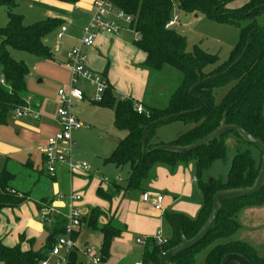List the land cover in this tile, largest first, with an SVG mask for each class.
Segmentation results:
<instances>
[{
	"label": "trees",
	"instance_id": "obj_1",
	"mask_svg": "<svg viewBox=\"0 0 264 264\" xmlns=\"http://www.w3.org/2000/svg\"><path fill=\"white\" fill-rule=\"evenodd\" d=\"M58 1L70 4L79 2ZM103 1L113 3L117 9L133 17L132 29L140 38L132 43L147 56L142 68L161 73L170 67L183 76L179 87L171 95L164 109L146 107L145 113L139 114L136 111L137 102L133 99L118 98L111 86L106 91L103 102L96 104L112 110L115 127L127 132L106 163L117 167L130 165L131 169L125 189L113 182L111 185L113 192H105L103 188H98L97 195L100 198L111 202L115 196H120L123 192L124 196L132 192L143 194L149 191V185L156 181V171L159 167L175 174L180 167L192 165L196 187L202 198L201 210L196 218L168 210L165 212L166 241L159 244L155 238H146L143 249L145 264H160L159 256L179 246L182 235L191 240L198 234L212 212L217 192L250 188L255 184L261 171L263 153L256 146L247 143L237 132L226 133L207 146L183 154L160 151L158 148L166 145L192 146L218 130L224 119L227 125L239 126L264 143V29L259 28L256 23L257 16L264 11V0H250L238 10L227 8L234 0ZM0 7L5 8L8 14V25L0 29V78L5 81V85L0 82V126H3L7 124L13 110L23 106L25 98L29 95L26 81L30 70L25 63L18 62L12 57L10 49L52 60L53 54L46 42L48 36L61 24L58 20L47 19L27 26L24 17L15 13L16 0H0ZM176 10L186 15H203L214 22L236 25L240 29V39L229 59L221 64L218 56L208 54L199 47H195L193 52L189 53L186 38L172 28L167 29L174 14L179 16ZM245 21L251 22L243 26L242 23ZM249 40L250 45L245 52ZM209 67L214 69L206 72ZM230 68L231 70L227 72ZM228 86L230 88L227 93L217 101L216 91ZM191 90H194L192 94ZM183 113L186 115L148 130L147 153L144 154L145 128L164 118ZM173 121L192 123L193 127L181 133L171 143L154 142L157 130ZM231 138L234 140L232 144L235 154L227 176L218 179L207 176L215 163L227 162ZM249 147L260 153L259 162ZM14 179L15 176L6 170L0 174V212L4 208H18L27 202L24 198L9 193L10 183ZM42 202H46L45 199ZM42 205L39 204V209L43 208ZM260 206H264V187L253 196L222 200L216 227L211 229L201 243L172 258L170 263L195 264L197 256L209 249L204 264H221L224 257L229 254L241 255L252 264H264V257L255 248L244 242L231 240L240 229L239 213L246 208ZM103 217L102 212L91 209L84 216L83 223L101 234V258L105 264L110 258L115 240L127 231V227L117 225L113 220L100 225ZM64 225L65 219L56 217L51 234L55 237L62 235ZM52 245L53 242H48L39 251L23 252L21 245L7 248L0 241V263L40 264L48 260ZM70 264H82L77 261V252L72 254Z\"/></svg>",
	"mask_w": 264,
	"mask_h": 264
},
{
	"label": "crops",
	"instance_id": "obj_2",
	"mask_svg": "<svg viewBox=\"0 0 264 264\" xmlns=\"http://www.w3.org/2000/svg\"><path fill=\"white\" fill-rule=\"evenodd\" d=\"M30 1L43 4L45 6L42 9L43 15L49 16L48 19L58 20L61 26H67L68 32L60 44H58L59 48L53 54L52 59L63 66L66 53L73 48L80 47L83 34L95 11L94 0H79L76 4L64 3L58 0ZM19 10L20 6H17L15 12L22 16L23 14H20ZM192 16L186 15V17ZM25 21L26 19L24 18ZM59 28L53 31L48 38L53 33L57 38ZM123 33L126 36L121 34L119 37H113L100 33L94 47L82 48L87 58L88 67L96 73L105 74L118 98L133 99L137 104L142 105L144 109L146 107L166 108L169 101L163 107L158 105L159 103L156 105L153 102H158L156 100L160 99V97H156L154 100L147 92L150 84V74L148 70L142 68V65L146 61V54L133 45L132 40L134 35L131 32L126 31ZM35 101L39 104V110L43 115L40 121H18L12 118V126L8 122L6 125L0 126V174L4 170L13 174L15 179L10 183V187L16 191L27 193L30 196L29 201L20 207L4 208L0 212V241L7 248L21 245L23 252L31 250L39 251L48 243L51 229L40 220L39 204L42 205L43 203V207L51 205L57 199V195L34 199L31 193L19 190L15 184L21 181L24 182V180H34V177H38L40 180L42 175H47L53 185L57 184L65 175L70 180L74 179L64 168L59 170L55 179L50 177L44 170V161L38 151L39 147L44 145L49 137L59 131V123L56 116L59 107V97H57L56 102L49 104H45L41 97H35ZM85 101H90L88 96H86L83 102ZM76 117L79 119L77 115ZM186 125L191 126L190 129L193 127L192 123H186ZM113 140L115 145H118L121 141L118 138ZM74 142L76 143L75 139ZM211 172L212 170L209 173ZM156 175V181H153L149 185V191L147 192L163 194L165 196L164 206L168 211L196 218L201 210L202 198L196 191V180L193 175L192 165L180 167L175 174H171L166 168L159 167ZM219 177L225 178L220 175ZM99 188H103L102 185ZM70 193H66L61 189L57 194L69 195ZM195 198L197 200L193 201ZM44 199L46 202H42ZM142 202L139 207L136 205L135 208H130L132 212L126 217L128 218L126 221L121 220V218L119 219V223L125 225L127 231L115 240L114 246L117 247L115 264L125 262L126 264H131L135 261L133 257L127 260L124 259L130 254L127 244L133 240L135 235L139 234L144 239L155 238L159 232H164L167 228L164 215L156 212L150 205ZM53 204L62 206V204H56L55 202ZM86 207L83 205L82 209L83 213L86 212L87 214L89 210ZM238 221L240 229L231 237V240L249 244L259 253L260 248H264V206L242 210L238 215ZM79 234L80 231L75 237L76 241ZM21 237H23V242H21ZM143 249L144 245L136 261H139L143 257Z\"/></svg>",
	"mask_w": 264,
	"mask_h": 264
},
{
	"label": "rangeland",
	"instance_id": "obj_3",
	"mask_svg": "<svg viewBox=\"0 0 264 264\" xmlns=\"http://www.w3.org/2000/svg\"><path fill=\"white\" fill-rule=\"evenodd\" d=\"M249 1L250 0H234L228 4L227 8L229 10H238ZM16 3L17 6H20L19 13L23 14L22 16L26 19L25 24L27 26L45 21L49 17L43 15L42 9L45 8L43 4L30 0H16ZM175 12L179 14V19L177 25L172 29L186 38L188 45L187 51L189 53H192L195 47H199L208 54L218 56L221 64L229 59L232 50L239 43L240 39V29L236 25L214 22L203 15L194 14L192 17H186V15L179 10ZM250 22L251 21H245L242 25L246 26ZM256 23L259 28L264 29V11L257 16ZM7 25L8 15L6 9L0 7V29L5 28ZM122 34L123 36L125 35V33ZM132 34L134 35L132 41H138L136 40V35L134 33ZM138 37L140 38V35H138ZM46 45L51 50L52 54H55L59 45L57 44V38L54 33L47 38ZM10 53L16 61L25 63L29 68L31 76L28 77L26 85L29 95L34 99L35 97H41L45 104L56 102L58 91L61 89L68 90L71 87V74L64 64L62 66L53 60L51 62V60L42 59L36 55L16 50L10 49ZM213 69L214 67H209L206 69V72ZM165 70L166 71L161 73L148 70L150 74V84L147 92L154 100L156 97H160V99L156 100L158 102L153 103H156V105L159 103L158 105L161 107L167 105L169 97L176 91L183 79L180 72L170 67H167ZM103 76H105V74ZM229 88L230 86L216 91L217 101L222 99ZM75 114L79 117L80 122L85 125V128L74 135L76 146L73 149V157L77 162L86 163L90 168L89 173L75 176L73 180H70V178L65 175L54 185L47 175H42L40 180L38 177H34V180H24V182L21 181L15 185H17L19 190L31 193L34 199L43 196L54 197L61 189L66 193H78L79 191L83 197L81 206H87L86 208H88V210L97 209L99 212L103 213L104 217L101 218L100 225H105L112 220L113 223L122 225L119 223V219L121 218V220L126 221V219H128L126 217L132 212L130 208H135L136 205H138V207L140 206L142 202V193L132 192L124 196L125 192H123L120 196H115L110 202L100 198L97 195V189L102 185L103 190L105 189L108 192H113L111 187L113 182H116L123 189L127 187L131 174L130 165L117 167L114 164L106 163L117 147L113 139L118 138L122 141L126 137L127 132L115 127L114 115L111 110L102 108L90 101L75 105ZM12 118H14V115H10L9 117L8 123L10 126H12ZM190 127L191 126L186 125V123L182 121H173L157 130L154 142H161L164 144L171 143L176 140L181 133L190 130ZM230 141V151L227 162H217L212 172L207 176L217 179L220 178L219 175L226 176L230 161L235 154V148L232 144L234 143L233 138H231ZM246 148L247 147H244V149ZM249 149L259 162L260 153L253 147H249ZM103 178H107L109 184L101 182ZM206 179L207 178H205V180ZM196 191L200 194L198 190ZM9 193L29 201L30 196L27 195V193L16 191L13 188H11ZM196 200L197 198L193 201ZM122 217L125 218L122 219ZM48 226L52 229L51 225ZM167 236L169 235L167 234ZM165 237L166 236H164V238ZM137 238L144 240L143 236L137 234L134 236L133 240L128 242L127 247L129 248L130 254L124 258L125 260L133 257L136 261L140 250H142L143 245L136 242ZM86 244L90 246L89 249L91 251L87 254L88 256L80 253L85 249ZM101 244V234L91 230L86 224H83L77 240V247L80 251L77 253V261L82 264H88L89 258L101 256ZM92 248L93 250H91ZM116 248L117 247L113 245L110 258L107 259L105 264L116 263ZM208 251L209 249L200 253L197 256L195 264H204V259ZM259 254L264 257V248H260ZM135 261L131 264L144 262L143 257L139 261ZM50 264H52V261ZM120 264H126V262Z\"/></svg>",
	"mask_w": 264,
	"mask_h": 264
},
{
	"label": "built area",
	"instance_id": "obj_4",
	"mask_svg": "<svg viewBox=\"0 0 264 264\" xmlns=\"http://www.w3.org/2000/svg\"><path fill=\"white\" fill-rule=\"evenodd\" d=\"M95 11L91 17L88 27L86 28L80 42V47H76L68 51L65 55V67L71 74V87L68 90L61 89L58 91L59 107L56 116L59 123V131L49 137L45 144L39 147V154L44 161V170L47 174L55 179L61 168H64L72 176H81L89 173V166L86 163L77 162L73 157V149L76 146L74 142V134L85 127L74 114L75 105L89 97L90 102L99 104L104 100V95L110 84L105 76L96 73L88 67L86 55L82 48H92L95 46L96 39L100 33L113 37H119L123 32H131L136 35L139 40L138 33L132 29L133 17L119 10L109 1L94 0ZM178 15L173 16L168 23L167 29H171L177 25ZM68 32L67 26H61L57 33V44L64 39ZM0 82L5 85L4 79L1 77ZM25 103L13 110L12 115L18 121H40L42 112L35 99L28 95ZM136 111L139 114L145 113L142 105H136ZM102 182L109 184L107 178H103ZM144 203L150 205L156 212L165 214L167 208L164 206L165 196L160 193L145 192L142 194ZM82 194L71 192L69 195L57 194L55 199L56 206L52 202L51 205L40 209V220L46 225H53L56 217L65 219L64 233L55 237L52 248L49 252V258L40 264H70L73 253L80 252L77 247L76 235L83 226V209L81 202ZM155 240L162 244L166 241L164 232H159ZM140 245L146 244V239H137ZM88 245L80 252L86 255L90 251ZM93 250V248L91 249ZM88 264H103L101 256L89 258ZM135 264H145L139 262Z\"/></svg>",
	"mask_w": 264,
	"mask_h": 264
},
{
	"label": "water",
	"instance_id": "obj_5",
	"mask_svg": "<svg viewBox=\"0 0 264 264\" xmlns=\"http://www.w3.org/2000/svg\"><path fill=\"white\" fill-rule=\"evenodd\" d=\"M249 45H250V40L248 42V45H247L245 52L248 50ZM239 61L240 60H238V62ZM238 62H236V64ZM230 70H231V68L227 72H229ZM193 91L194 90H191L190 94H192ZM184 115H186V113L167 117V118H164V119H162L158 122H155V123L151 124L150 126L146 127L145 131H144V135H143V153L144 154L147 153V133H148V130L150 128H152L158 124L166 123V122L170 121L171 119L180 118ZM231 132H237V133L241 134V136L243 137V139L247 143L256 146L263 153L262 168H261V171L259 173V176H258L255 184L252 187L247 188V189H234V190H225V191L217 192L216 195L214 196V203H213L212 212H211L208 220L205 222V224L202 226V228L198 232V234L191 240H188L184 235H182V241H181V244L179 246H177L176 248L171 249L168 252L163 253L159 256L160 264H173V263H170V260L172 258L178 256L179 254H181L187 250L194 248L196 245L201 243L207 237V235L209 234L211 229L216 227L217 219H218V216H219L220 210H221V201L222 200H235V199L244 198L246 196H253V195L259 193L263 189V187H264V143L261 140L252 137L248 132H246L244 129H242L239 126L227 125L226 120L224 119V121L221 124V127L218 130H216L210 136H208L207 138L199 141L198 143H196L192 146L176 147V146L166 145V146H161L158 148V150H160V151H167V152H171L174 154H183V153H187V152H192V151L197 150L203 146H207L210 143H212L214 140H217L218 138H220V136H222L226 133H231ZM83 214L85 215L86 212H84ZM53 239H54V235L51 234L48 242L52 243ZM233 263H235V264H252L245 257L238 255V254H229V255L225 256L224 259L222 260L221 264H233Z\"/></svg>",
	"mask_w": 264,
	"mask_h": 264
}]
</instances>
